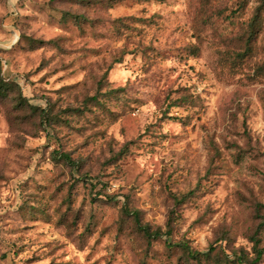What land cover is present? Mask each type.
<instances>
[{"label": "rangeland", "instance_id": "1", "mask_svg": "<svg viewBox=\"0 0 264 264\" xmlns=\"http://www.w3.org/2000/svg\"><path fill=\"white\" fill-rule=\"evenodd\" d=\"M261 5L0 0V264H264Z\"/></svg>", "mask_w": 264, "mask_h": 264}, {"label": "trees", "instance_id": "2", "mask_svg": "<svg viewBox=\"0 0 264 264\" xmlns=\"http://www.w3.org/2000/svg\"><path fill=\"white\" fill-rule=\"evenodd\" d=\"M261 9H264V7L262 5L259 6V8L257 9L258 16H259V12L261 11ZM257 17L253 20L254 22L257 19ZM251 23H252V28H253V25L255 23H253V22H251ZM252 33H253V30H251L249 32V34L247 35V40H246L245 46L248 48V50H249L248 43L251 40L252 36L254 35ZM245 51H246V49H245ZM11 83H13V82H11ZM8 87H9V84L7 82L3 81V79H0V95L6 94ZM95 97L97 98V96H94L92 99H94ZM185 100H186V98L181 96L177 99L178 102L175 100V102H173V104L174 105L185 104ZM29 107L34 112L39 110V114L42 115L41 123L45 126V128L51 126V118L49 117L50 115L47 113L46 109H44V108L40 109L38 106H33V105H29ZM63 156L66 160H70L68 155L64 154ZM193 193H194V190H190L186 194H184L180 197H174V200L177 204L183 203L187 198L191 197L193 195ZM133 215H134V218L137 222V224H136L137 230L139 232H141L143 234V236L148 241L158 239L161 235H163L162 231L159 228L152 230L148 225H140L137 212H133ZM171 220H175V217L173 216V211H172V215H170V218L168 219V223H167L168 229L171 228L170 227ZM180 247H181L182 251L184 252V254L186 255L187 258H199L200 256H203V255L206 256L208 254V253H201L199 251L192 250L186 243L181 242ZM257 257H259V255Z\"/></svg>", "mask_w": 264, "mask_h": 264}]
</instances>
